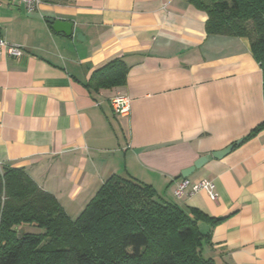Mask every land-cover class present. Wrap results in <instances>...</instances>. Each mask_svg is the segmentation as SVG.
I'll use <instances>...</instances> for the list:
<instances>
[{
    "label": "crops",
    "instance_id": "obj_1",
    "mask_svg": "<svg viewBox=\"0 0 264 264\" xmlns=\"http://www.w3.org/2000/svg\"><path fill=\"white\" fill-rule=\"evenodd\" d=\"M206 21L190 0H43L30 13L1 1L0 37L25 54L0 58V168L24 169L71 219L110 176L133 178L211 219L203 257L264 264L263 73L246 38L207 35ZM116 63L122 84L102 87ZM229 145L186 178L213 181L215 201L174 196L183 170Z\"/></svg>",
    "mask_w": 264,
    "mask_h": 264
},
{
    "label": "trees",
    "instance_id": "obj_2",
    "mask_svg": "<svg viewBox=\"0 0 264 264\" xmlns=\"http://www.w3.org/2000/svg\"><path fill=\"white\" fill-rule=\"evenodd\" d=\"M190 2L207 15V35L249 41L264 86V0ZM125 71L122 63L110 66L100 85H121ZM210 220L159 200L151 185L117 175L71 219L24 169L0 168V264H215L201 253L207 236L198 225Z\"/></svg>",
    "mask_w": 264,
    "mask_h": 264
},
{
    "label": "built area",
    "instance_id": "obj_3",
    "mask_svg": "<svg viewBox=\"0 0 264 264\" xmlns=\"http://www.w3.org/2000/svg\"><path fill=\"white\" fill-rule=\"evenodd\" d=\"M10 4L22 5L28 13L38 12L43 0H0ZM25 54L22 47L10 44L0 37V58H15L18 59ZM113 112L121 117H127L130 112L129 98L122 95H115L109 100ZM189 189V194L197 192H205L208 197L215 201L217 195L215 193V184L211 180H202L195 184H190L187 179H182L176 183L173 194L176 198H181L186 190Z\"/></svg>",
    "mask_w": 264,
    "mask_h": 264
},
{
    "label": "water",
    "instance_id": "obj_4",
    "mask_svg": "<svg viewBox=\"0 0 264 264\" xmlns=\"http://www.w3.org/2000/svg\"><path fill=\"white\" fill-rule=\"evenodd\" d=\"M71 28H72V24L70 22L67 21H63V20H56L53 25H52V29L56 32H63L66 35H69L71 33ZM241 141H237L235 144H239ZM234 148V145H229L228 147H226L225 149L221 150V151H217V152H213L209 155L203 156L198 158L191 167L183 170L181 172V177L182 179H186L188 176H190L196 169L201 168L209 159L214 158V159H221L224 156H226L227 154H229Z\"/></svg>",
    "mask_w": 264,
    "mask_h": 264
}]
</instances>
